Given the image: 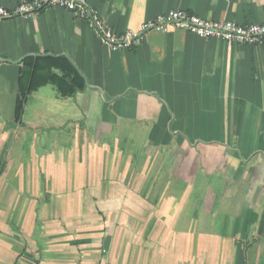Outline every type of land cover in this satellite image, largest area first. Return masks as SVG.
I'll return each mask as SVG.
<instances>
[{
	"label": "crops",
	"instance_id": "crops-1",
	"mask_svg": "<svg viewBox=\"0 0 264 264\" xmlns=\"http://www.w3.org/2000/svg\"><path fill=\"white\" fill-rule=\"evenodd\" d=\"M88 1L120 34L177 9L264 23V0ZM46 56L87 90L42 87L12 131L21 65ZM0 172V264H264V46L170 30L112 52L59 9L2 19Z\"/></svg>",
	"mask_w": 264,
	"mask_h": 264
},
{
	"label": "built area",
	"instance_id": "built-area-1",
	"mask_svg": "<svg viewBox=\"0 0 264 264\" xmlns=\"http://www.w3.org/2000/svg\"><path fill=\"white\" fill-rule=\"evenodd\" d=\"M55 8L83 21L97 40L112 52L139 48L152 31L181 30L201 39H215L223 43L243 46H264V23L242 26L234 22H217L200 18L182 9L160 14L124 33L115 31L88 0H22L12 9L0 7V20L14 16L29 19L43 9Z\"/></svg>",
	"mask_w": 264,
	"mask_h": 264
},
{
	"label": "trees",
	"instance_id": "trees-1",
	"mask_svg": "<svg viewBox=\"0 0 264 264\" xmlns=\"http://www.w3.org/2000/svg\"><path fill=\"white\" fill-rule=\"evenodd\" d=\"M48 85L54 86L62 98L75 97L88 87L84 76L66 57L46 56L24 60L20 69L14 125L22 121L29 96Z\"/></svg>",
	"mask_w": 264,
	"mask_h": 264
},
{
	"label": "rangeland",
	"instance_id": "rangeland-1",
	"mask_svg": "<svg viewBox=\"0 0 264 264\" xmlns=\"http://www.w3.org/2000/svg\"><path fill=\"white\" fill-rule=\"evenodd\" d=\"M40 105H42V104L35 101V99L30 98V100L28 101L26 110H25L24 118H23V127L32 129L31 128L32 126L30 127L27 124L36 120V107H39ZM43 122L44 121H41L40 123H43ZM42 126H44V125H42ZM10 128L12 129V131L13 130L15 131V130H17V125H14V123H12ZM33 129H35V128H33ZM38 133L41 134L42 136L45 135L44 134L45 131L41 130V129L38 130ZM49 134H50V136L49 135L48 136L51 138V140L53 142L55 140L58 142H61L63 144H68V142H69V137L66 134H64L63 132H58V131L52 132V131H50ZM15 135L16 134L13 135L12 140H11L10 145H9L10 158H12L17 153V149L19 146V142L15 140ZM48 142L51 143L50 141H48Z\"/></svg>",
	"mask_w": 264,
	"mask_h": 264
},
{
	"label": "water",
	"instance_id": "water-1",
	"mask_svg": "<svg viewBox=\"0 0 264 264\" xmlns=\"http://www.w3.org/2000/svg\"><path fill=\"white\" fill-rule=\"evenodd\" d=\"M28 57H36V56H28ZM1 61H4V60H1Z\"/></svg>",
	"mask_w": 264,
	"mask_h": 264
}]
</instances>
